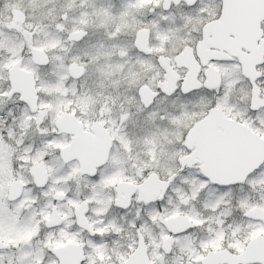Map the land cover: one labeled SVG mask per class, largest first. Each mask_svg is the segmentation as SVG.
Wrapping results in <instances>:
<instances>
[{
	"label": "snow or ice",
	"instance_id": "obj_1",
	"mask_svg": "<svg viewBox=\"0 0 264 264\" xmlns=\"http://www.w3.org/2000/svg\"><path fill=\"white\" fill-rule=\"evenodd\" d=\"M0 264H264V0H0Z\"/></svg>",
	"mask_w": 264,
	"mask_h": 264
}]
</instances>
